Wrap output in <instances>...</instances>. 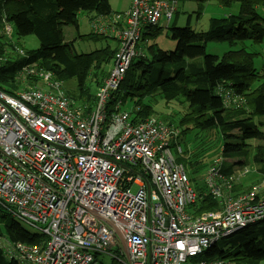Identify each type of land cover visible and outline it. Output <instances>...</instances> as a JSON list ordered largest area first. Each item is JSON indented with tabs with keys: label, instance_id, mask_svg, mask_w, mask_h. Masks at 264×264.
<instances>
[{
	"label": "built area",
	"instance_id": "obj_1",
	"mask_svg": "<svg viewBox=\"0 0 264 264\" xmlns=\"http://www.w3.org/2000/svg\"><path fill=\"white\" fill-rule=\"evenodd\" d=\"M116 17L124 24L109 27L117 48L92 106H78L36 62L18 71L13 94L0 87V210L45 236L40 245L3 238L19 264H101L99 254L149 264L143 121L133 123L120 101L106 108L140 56L138 0ZM16 53L29 55L19 46Z\"/></svg>",
	"mask_w": 264,
	"mask_h": 264
},
{
	"label": "trees",
	"instance_id": "obj_2",
	"mask_svg": "<svg viewBox=\"0 0 264 264\" xmlns=\"http://www.w3.org/2000/svg\"><path fill=\"white\" fill-rule=\"evenodd\" d=\"M83 11L92 12L97 17L112 14L109 0H0V27H3L6 22L11 31L10 37L6 35L11 41H6L5 44L0 42V56L3 57L0 62V87L6 86L4 90L13 94L22 87L20 85L22 78L18 75V71L25 64L36 62L39 66L54 72L64 91H66L64 83L73 79L77 93L74 96L69 95L67 91L66 93L77 105L92 106L96 91L94 94L91 91L89 78L96 79L99 73L100 75L107 73L116 47L106 43L90 52H76L72 44L64 42L63 26L77 27V14ZM11 26L14 28V36ZM96 31L99 33L78 34L77 37L102 42L109 36L102 31ZM27 35H34L38 46L34 49H24L22 46L29 54L27 58H24L16 53V47L20 44L17 38ZM8 50L10 52H7ZM105 67L108 69L105 70ZM36 81L34 78L25 79V83L30 85H35ZM119 101L120 108L128 110L133 123L143 121L140 56L132 60L118 87L111 92L106 105L108 112L114 111ZM129 101L134 103L131 107H126ZM6 215L3 210H0V264H19L14 258L8 257L4 248L1 247L4 243L3 238L10 244L19 242L40 245L45 240V236L28 230L13 218H7ZM101 264L123 263L117 258H111L107 262L102 261Z\"/></svg>",
	"mask_w": 264,
	"mask_h": 264
},
{
	"label": "rangeland",
	"instance_id": "obj_3",
	"mask_svg": "<svg viewBox=\"0 0 264 264\" xmlns=\"http://www.w3.org/2000/svg\"><path fill=\"white\" fill-rule=\"evenodd\" d=\"M125 1L126 0H109L110 6L112 11H116L118 9L123 8V6L125 5ZM96 17L92 12H79L77 14V27L74 25H65L62 28V32H63V37H64V42L68 43V44H72L74 50L76 52H90L98 47H100L103 44L109 43L111 46H113V40L112 39H105L102 42H94L92 40H83L78 38V34L80 35H85L91 32H96L99 33L95 30L93 22L91 21V18ZM107 17V16H106ZM111 18V17H110ZM5 24L3 25V27H0V36L2 35V37H0L2 40L0 41L1 43H6V41H11L10 39L7 38L6 34H5V30H4ZM12 27V35L14 36V28ZM9 35L11 36V31L9 33ZM16 38V37H15ZM15 38H13L15 40ZM18 41L20 42L19 47H22L24 49H34L38 46V41L36 39V37L34 35H27V36H22L17 38ZM7 52H10L9 50ZM108 68L105 67V70H107ZM109 69L107 70L108 73ZM106 74H102L101 73L98 74L97 78L94 79L95 77H90L89 78V83L91 85L92 88V92L94 94V92L97 90V87L100 86V84L102 83L103 79L106 77ZM4 86V85H3ZM2 87V86H1ZM3 89L6 88L2 87ZM64 88L65 90L68 92L69 95H76V90H75V81L73 79H69L64 83ZM6 90V89H5ZM88 104H90L89 102H87ZM134 103V101H129L128 104H126V107H131L132 104ZM78 106H86V105H78ZM90 106V105H89ZM86 106V107H89ZM136 190L135 187L131 188V191L134 192ZM7 214V213H5ZM7 218H11L10 215H6ZM25 228H27L28 230H31L30 227L24 226ZM123 252V250H122ZM99 259H101V261L103 262H107L109 261L111 258L109 257L108 254H99L98 255ZM123 257V256H122Z\"/></svg>",
	"mask_w": 264,
	"mask_h": 264
},
{
	"label": "crops",
	"instance_id": "obj_4",
	"mask_svg": "<svg viewBox=\"0 0 264 264\" xmlns=\"http://www.w3.org/2000/svg\"><path fill=\"white\" fill-rule=\"evenodd\" d=\"M130 2L131 0H126L125 1V5L123 6V8L121 9H118L116 11H112V14L110 16H107V17H94V18H91V21L93 22V25H95V29L97 26H101L102 28V32L106 35H109L111 37H113L114 39H112L111 37L108 36V38L112 39L113 40V47H116L117 48V40L116 38L110 33L109 31V27L110 26H114L115 24V21L118 22L116 24H124V19L121 17V18H117L116 16L118 15H121L123 12H125L129 6H130ZM111 17V18H110Z\"/></svg>",
	"mask_w": 264,
	"mask_h": 264
}]
</instances>
